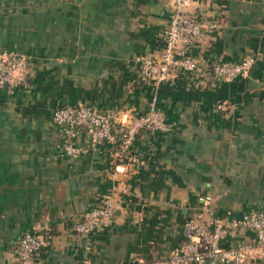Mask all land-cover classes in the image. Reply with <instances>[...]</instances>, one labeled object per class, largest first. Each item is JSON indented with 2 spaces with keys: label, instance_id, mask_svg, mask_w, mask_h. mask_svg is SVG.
Masks as SVG:
<instances>
[{
  "label": "crops",
  "instance_id": "0c3cea01",
  "mask_svg": "<svg viewBox=\"0 0 264 264\" xmlns=\"http://www.w3.org/2000/svg\"><path fill=\"white\" fill-rule=\"evenodd\" d=\"M186 11L219 26L190 46L195 72L154 85L137 60L159 58L172 0H0V53L30 70L27 86L0 89V264L19 263L27 230L52 235L31 264H166L187 220L264 209V0H194ZM247 55L256 62L231 82L203 67ZM152 103L170 130L141 131L126 149L80 131L82 154H62L54 108L137 114ZM104 199L112 215L81 239L71 224Z\"/></svg>",
  "mask_w": 264,
  "mask_h": 264
},
{
  "label": "built area",
  "instance_id": "2783aa9c",
  "mask_svg": "<svg viewBox=\"0 0 264 264\" xmlns=\"http://www.w3.org/2000/svg\"><path fill=\"white\" fill-rule=\"evenodd\" d=\"M194 0H172L173 12L161 35V54L158 59L138 58L137 72L141 78L154 85L174 81L179 76L197 70V64L189 52L194 41L201 38L207 28L219 26L216 21L206 23L196 13L186 11ZM256 62V57L247 55L237 62H213L204 65L216 80L234 81L245 76ZM30 70L26 60L16 53H0V89L10 93L16 87L28 84ZM225 111V103L215 105ZM52 123L60 128L62 154L70 160L77 159L84 151L75 143V137L84 131L92 146L101 143H118L128 148L141 131L166 132L171 124L162 110L152 103L145 112L131 110H97L91 106L62 105L53 109ZM211 198L201 197L208 205ZM110 201L104 199L102 206L85 212L84 218L71 224V230L81 239H87L112 215ZM252 234L249 240L238 241V234ZM184 241L170 252L166 264H244L264 256V209L251 210L243 217L227 216L200 222L196 218L183 225ZM52 235L49 231L27 230L16 242L18 264H31L32 258L45 248Z\"/></svg>",
  "mask_w": 264,
  "mask_h": 264
}]
</instances>
